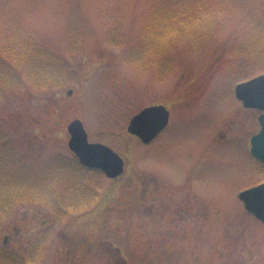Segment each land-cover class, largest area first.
Wrapping results in <instances>:
<instances>
[{"label": "rangeland", "instance_id": "obj_1", "mask_svg": "<svg viewBox=\"0 0 264 264\" xmlns=\"http://www.w3.org/2000/svg\"><path fill=\"white\" fill-rule=\"evenodd\" d=\"M261 1L0 0V49L28 37L65 69L47 91L2 98L17 149L31 159L64 154L66 126L77 119L90 143L124 161L121 177L98 179L94 207L65 221L45 204L18 205L0 224V256L25 263L44 234L36 264H264V226L236 198L264 172L249 154L260 112L244 109L233 94L236 84L264 74V64L256 70L229 57ZM236 3L241 10L233 13ZM151 6L212 20L210 34L185 30L170 73L165 64L142 72L127 63ZM118 35L121 48L111 46ZM155 106L168 111L169 124L144 146L126 127ZM12 113L24 131L32 126L29 135L11 130Z\"/></svg>", "mask_w": 264, "mask_h": 264}, {"label": "trees", "instance_id": "obj_2", "mask_svg": "<svg viewBox=\"0 0 264 264\" xmlns=\"http://www.w3.org/2000/svg\"><path fill=\"white\" fill-rule=\"evenodd\" d=\"M263 2L264 0L257 5L258 11L248 19L244 39L239 43H232L229 53L230 59L243 61L242 64L256 70L264 64ZM238 5L240 6L239 3L230 5V10L233 13L241 10ZM194 12H161L151 6L139 31L138 42L128 50L127 63L142 72L149 66L160 71L166 65L164 72L170 73L174 69L173 59L169 60L170 54L182 50L185 30L210 34L212 20L207 17L204 19L205 15L200 16L198 12ZM196 15L198 17L194 18ZM187 16L189 20L185 23ZM121 39L122 36L118 35V44L111 46L121 48ZM109 40L111 42V38ZM48 54L43 45L23 36L11 40L8 46L3 42L0 49V224L20 204H45L54 218L62 222L72 213L91 209L96 202L93 193L99 188L98 172L81 168L68 157L67 151L45 159L28 158L23 149L19 151L15 146L17 143L12 135L14 132H9L3 117L2 98L4 101L18 99L21 92L31 96L32 91H47L50 82L52 85L60 82L58 74L65 69ZM13 116L17 115L12 113L9 116L13 123L11 130L20 135L24 131V123ZM31 129V125L26 126L24 132L29 135ZM21 147L23 148L22 145ZM257 177L263 182L264 172ZM73 178L78 180L72 181Z\"/></svg>", "mask_w": 264, "mask_h": 264}, {"label": "water", "instance_id": "obj_3", "mask_svg": "<svg viewBox=\"0 0 264 264\" xmlns=\"http://www.w3.org/2000/svg\"><path fill=\"white\" fill-rule=\"evenodd\" d=\"M235 97L245 109L264 112V76L237 85ZM258 123L260 129L250 140V153L254 159L264 164V115L258 118ZM167 124L168 112L165 108L149 107L130 120L127 132L148 145L165 129ZM67 133L70 136L68 148L78 158L80 165L88 169L100 170L109 179H115L122 174L121 158L103 145L89 144L80 121H72L67 126ZM238 199L246 212L264 224V183L241 192Z\"/></svg>", "mask_w": 264, "mask_h": 264}, {"label": "flooded vegetation", "instance_id": "obj_4", "mask_svg": "<svg viewBox=\"0 0 264 264\" xmlns=\"http://www.w3.org/2000/svg\"><path fill=\"white\" fill-rule=\"evenodd\" d=\"M13 259V258H12ZM15 261V260H14ZM17 261H15L14 263H16ZM19 264H21V263H19Z\"/></svg>", "mask_w": 264, "mask_h": 264}]
</instances>
